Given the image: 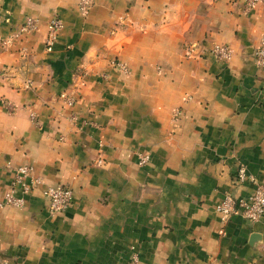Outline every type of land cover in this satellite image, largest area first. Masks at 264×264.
<instances>
[{"label": "crops", "instance_id": "1", "mask_svg": "<svg viewBox=\"0 0 264 264\" xmlns=\"http://www.w3.org/2000/svg\"><path fill=\"white\" fill-rule=\"evenodd\" d=\"M245 1L0 0V196L21 163L41 177L0 207V263L264 264V214L216 210L264 184V0ZM58 183L73 197L52 211Z\"/></svg>", "mask_w": 264, "mask_h": 264}, {"label": "built area", "instance_id": "2", "mask_svg": "<svg viewBox=\"0 0 264 264\" xmlns=\"http://www.w3.org/2000/svg\"><path fill=\"white\" fill-rule=\"evenodd\" d=\"M257 0H246L244 9L249 10ZM92 0H78L79 11L82 15H86L91 7ZM36 26V19L32 16H26L19 26V32H27ZM63 22L57 15H53L48 19L47 32L45 36V45L47 49H51L52 44L62 28ZM191 49L189 48L188 51ZM210 52L220 60H228L231 57L230 46L226 43H215ZM256 62L264 73V32L261 35L257 46L254 48ZM118 68L126 69L124 63L117 62ZM60 97L67 104H72L74 97L66 92H61ZM34 119V115H31ZM148 159L147 154L139 155L138 162L144 163ZM33 165L24 162L16 166L8 189L0 196V207L5 204L20 206L23 204L24 196L35 184L41 182V177L32 175ZM246 166L238 163L235 178L242 181L246 178ZM43 194L47 198L48 206L52 211L64 210L71 202L73 191L71 187L65 184H48L43 189ZM216 210L222 219L233 214H239L247 219L256 220L264 214V184L256 183L254 189L246 196H236L231 193H224L221 199L216 203ZM136 256H131L128 264H136ZM0 264H9L6 261Z\"/></svg>", "mask_w": 264, "mask_h": 264}]
</instances>
